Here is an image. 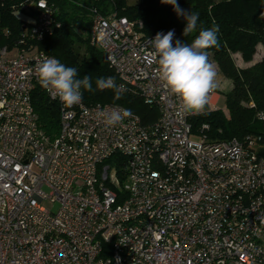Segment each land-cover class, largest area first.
<instances>
[{
    "label": "built area",
    "instance_id": "2783aa9c",
    "mask_svg": "<svg viewBox=\"0 0 264 264\" xmlns=\"http://www.w3.org/2000/svg\"><path fill=\"white\" fill-rule=\"evenodd\" d=\"M29 6L38 16L25 18L18 41L0 47V264H264L257 140L212 141L207 125L194 134L193 114L158 78L151 42L158 32L145 35L125 17L95 9L90 44L115 83L158 116L144 123L131 112L108 127L98 112L123 106H65L35 73L54 58L36 42L61 23L46 0ZM170 30L174 44L176 27L159 33ZM36 86L58 105L53 137L38 125ZM114 154L124 158L123 179L105 163Z\"/></svg>",
    "mask_w": 264,
    "mask_h": 264
},
{
    "label": "trees",
    "instance_id": "16d2710c",
    "mask_svg": "<svg viewBox=\"0 0 264 264\" xmlns=\"http://www.w3.org/2000/svg\"><path fill=\"white\" fill-rule=\"evenodd\" d=\"M33 0H0V47L18 41L23 26L28 22L20 13L31 19L38 16V10L29 6ZM54 11V17L61 24L52 34L36 42L38 50L58 59L65 66L77 69L78 77L88 75L95 91L82 89L86 105L112 103L123 106L138 115L144 123L154 121L157 110L145 105L138 95L124 91L119 100L114 91L96 89L98 78L115 77L114 71L104 59L103 52L90 44L92 11L104 16L115 13L136 25L145 35L176 27V40L191 43L199 30L219 26V46L208 49L209 60L213 61L221 75L231 81V89L221 93L224 109L206 110L193 114L189 121L194 134L203 130L212 141H245L254 139L259 146L258 154L264 155V0H177L186 12L198 13L196 32L184 37L186 21L177 16L173 6L161 0H46ZM140 25V27H139ZM175 40V41H176ZM175 45V42L174 44ZM259 47L262 52L259 53ZM259 53V54H258ZM259 59L247 67H239L235 56L244 63H250L255 55ZM32 104L38 125L45 134L55 136L59 129L58 105L49 100L44 91L36 86L32 91ZM114 165L117 175L123 173L124 158L114 154L105 162ZM120 199V197H119ZM120 201V200H119Z\"/></svg>",
    "mask_w": 264,
    "mask_h": 264
},
{
    "label": "clouds",
    "instance_id": "9594fccd",
    "mask_svg": "<svg viewBox=\"0 0 264 264\" xmlns=\"http://www.w3.org/2000/svg\"><path fill=\"white\" fill-rule=\"evenodd\" d=\"M161 3L173 6L177 16L186 21L183 29L184 37L196 32L198 13L186 12L177 3V0H161ZM264 17V13H261ZM219 26L201 29L192 42L180 40L173 45L174 31L166 34L157 33L151 40L154 56L157 60V75L165 89L176 96L180 107L186 113L199 114L208 102L209 95L217 87V71L209 60L208 49L219 46ZM35 73L40 85L51 89L62 104L67 107L79 105L83 99L82 89L93 92V83L88 75L77 78L78 72L74 67L65 66L56 58H45L36 68ZM96 89L113 90L114 99L119 100L126 89L117 85L114 77H101L95 81ZM98 115L105 117L104 123L108 127L120 124L125 117L132 115L130 110H115L110 113L103 111Z\"/></svg>",
    "mask_w": 264,
    "mask_h": 264
},
{
    "label": "crops",
    "instance_id": "0c3cea01",
    "mask_svg": "<svg viewBox=\"0 0 264 264\" xmlns=\"http://www.w3.org/2000/svg\"><path fill=\"white\" fill-rule=\"evenodd\" d=\"M258 52L259 53L262 52V48L261 47H259ZM258 54L254 56L253 60L250 63H244L241 60L240 56L237 55V56H235V62L237 64V66H239V67L250 66V65H252V64H254L255 62L258 61V59L260 57ZM211 62L215 65L216 71H217V78H216L217 79V87L214 90L215 93L212 94L211 96H209V104L211 106H215V108H207L204 111L217 109V106L220 103H222L223 106H224L223 99H222L220 94L229 91L231 89V86H232L231 85V81L229 79L225 78L223 75H221V73L218 70L217 65L213 61H211Z\"/></svg>",
    "mask_w": 264,
    "mask_h": 264
},
{
    "label": "rangeland",
    "instance_id": "374dc122",
    "mask_svg": "<svg viewBox=\"0 0 264 264\" xmlns=\"http://www.w3.org/2000/svg\"><path fill=\"white\" fill-rule=\"evenodd\" d=\"M129 1H134V0H129ZM17 15H18L19 17L23 18V19L27 18L26 16H24V15H22V14H20V13H17ZM214 93H215V92H214ZM214 93H213V94H214ZM207 108H215V106H211V105L209 104V99H208V102H207V104L205 105V107H204V109H203L202 111H204V110L207 109ZM217 108L224 109V106H223L222 103H220V104H218ZM45 205H46L48 208H51L52 210H56V209H57V204L50 205V204L46 203Z\"/></svg>",
    "mask_w": 264,
    "mask_h": 264
}]
</instances>
